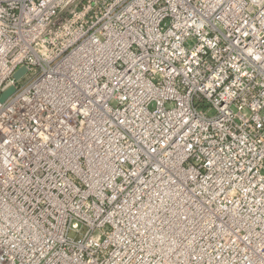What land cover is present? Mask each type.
<instances>
[{
	"label": "built area",
	"instance_id": "built-area-1",
	"mask_svg": "<svg viewBox=\"0 0 264 264\" xmlns=\"http://www.w3.org/2000/svg\"><path fill=\"white\" fill-rule=\"evenodd\" d=\"M0 264H264V0H0Z\"/></svg>",
	"mask_w": 264,
	"mask_h": 264
},
{
	"label": "water",
	"instance_id": "water-1",
	"mask_svg": "<svg viewBox=\"0 0 264 264\" xmlns=\"http://www.w3.org/2000/svg\"><path fill=\"white\" fill-rule=\"evenodd\" d=\"M26 72L25 68H22L21 70H19L16 75H15V79H20L22 77V75ZM15 91L14 87L9 88L3 95L1 100L5 101L11 94H13Z\"/></svg>",
	"mask_w": 264,
	"mask_h": 264
}]
</instances>
